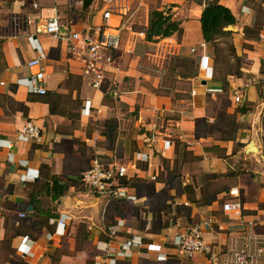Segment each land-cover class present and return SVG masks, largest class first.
<instances>
[{
  "label": "crops",
  "instance_id": "crops-1",
  "mask_svg": "<svg viewBox=\"0 0 264 264\" xmlns=\"http://www.w3.org/2000/svg\"><path fill=\"white\" fill-rule=\"evenodd\" d=\"M219 2L236 23L212 47L202 38L195 0H145V28L149 11L164 9L182 34L148 41L143 31H125L97 90L64 42L42 27L57 15L63 29H81L100 20L106 2L0 0V264H96L104 242L116 264H223L249 222L264 237V0ZM29 36L46 54L44 94L17 83L34 71ZM87 98L89 115L82 112ZM26 120L40 127L41 142L16 138ZM95 155L127 167L122 183L134 200L109 199L79 183ZM52 176L67 185L56 199ZM227 200L241 203L239 214L222 210ZM208 217L203 251L180 255L177 233ZM133 236L143 244L118 255Z\"/></svg>",
  "mask_w": 264,
  "mask_h": 264
},
{
  "label": "built area",
  "instance_id": "built-area-1",
  "mask_svg": "<svg viewBox=\"0 0 264 264\" xmlns=\"http://www.w3.org/2000/svg\"><path fill=\"white\" fill-rule=\"evenodd\" d=\"M101 1L106 2V5L101 8L100 20L90 22L81 29H63L57 15L49 17L42 27L45 34L57 41L64 42L68 55L80 64L81 76L89 83L90 87L97 90L102 88L107 72L116 64L117 58L121 53L123 33L131 30L132 20L145 4V0ZM33 6L37 7V4L33 3ZM113 17H116L117 21L112 23L111 19ZM29 39L33 42V48L37 52L35 56L27 61V66L34 71L29 77L18 79L17 83L24 85L29 92L44 94L46 89L42 82L45 77V70L42 63L46 54L39 44L36 43L35 38L29 36ZM3 83L0 81V85ZM207 90L215 91L216 89L208 88ZM192 92L194 94L195 91ZM240 99V95L236 94L235 101H240ZM91 107V100L87 98L82 112L89 115ZM16 138L21 141L39 143L42 140L41 129L32 120H26L18 129ZM137 159L146 160L147 156L144 153H138ZM126 175L127 167L125 165L117 163L105 164L95 155L92 157L88 168L80 173V181L88 189L109 199L134 200L136 198L135 194L130 192L128 187L122 183ZM229 194L235 196L237 192L235 189H230ZM222 210L226 213L239 214L241 203L238 200L224 201ZM19 217H25V213H19ZM211 221L212 219L209 217L201 219L177 233L174 238V244L180 255L189 259L203 251V229ZM58 222L63 225L62 220ZM122 224L123 221L117 219L116 226H121ZM146 224L148 226L149 222ZM253 225V222L248 223V230L243 237L242 243L232 248L229 254L230 259L223 264H263L264 237L254 232ZM107 232L111 238L117 235L118 230L115 225H109ZM24 239L26 240V237ZM142 244L143 240L140 236H133L121 244L117 254L131 255L132 246H141ZM148 247L153 251H159L161 245L149 243ZM99 249L103 251L104 257L102 261L96 262V264H116V257L109 254L108 242L101 243Z\"/></svg>",
  "mask_w": 264,
  "mask_h": 264
},
{
  "label": "trees",
  "instance_id": "trees-1",
  "mask_svg": "<svg viewBox=\"0 0 264 264\" xmlns=\"http://www.w3.org/2000/svg\"><path fill=\"white\" fill-rule=\"evenodd\" d=\"M195 1L202 6L199 18L202 38L206 44L215 47L219 38H224L232 33L224 28L228 25H234L236 23V18L231 10L227 6L221 4L219 0ZM143 32L145 34V39L152 41L158 37H169L174 34L180 37L182 34V27L180 26V21L174 19L169 10L151 9L148 13V26ZM105 96H110L109 92H106ZM240 110L245 111L246 109L240 108ZM51 112H54L52 107ZM51 181L52 189L55 191V194L52 196L53 199L65 194L67 190V185L65 183H62L55 176L51 177Z\"/></svg>",
  "mask_w": 264,
  "mask_h": 264
},
{
  "label": "rangeland",
  "instance_id": "rangeland-1",
  "mask_svg": "<svg viewBox=\"0 0 264 264\" xmlns=\"http://www.w3.org/2000/svg\"><path fill=\"white\" fill-rule=\"evenodd\" d=\"M151 8V7H150ZM153 8V7H152ZM166 9V8H165ZM146 17H147V13L145 11H140L137 16L132 20L133 24L131 25V29L132 30H136V31H144L145 30V23H146ZM131 21V23H132ZM138 52V51H137ZM142 65V67L149 65L147 64L145 61L140 60L139 61ZM259 143L262 144V141H260ZM264 143V141H263ZM249 149H251V147H249ZM80 179V178H79ZM81 183V181L79 182ZM82 184V183H81Z\"/></svg>",
  "mask_w": 264,
  "mask_h": 264
},
{
  "label": "water",
  "instance_id": "water-1",
  "mask_svg": "<svg viewBox=\"0 0 264 264\" xmlns=\"http://www.w3.org/2000/svg\"><path fill=\"white\" fill-rule=\"evenodd\" d=\"M233 27H232V25H228V26H226L224 29L225 30H230V29H232Z\"/></svg>",
  "mask_w": 264,
  "mask_h": 264
}]
</instances>
